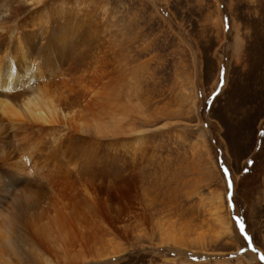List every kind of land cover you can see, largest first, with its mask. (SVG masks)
<instances>
[{"label": "rangeland", "instance_id": "374dc122", "mask_svg": "<svg viewBox=\"0 0 264 264\" xmlns=\"http://www.w3.org/2000/svg\"><path fill=\"white\" fill-rule=\"evenodd\" d=\"M11 1L18 11L3 12L1 27L49 4L28 24L48 11L57 26L44 44L29 35L27 48L66 97L90 90L114 53L144 105L136 159L154 189L135 194L134 206L147 216L127 234L102 233L101 264H264V0ZM88 140L78 154L85 168L119 145ZM116 245L123 251L111 258Z\"/></svg>", "mask_w": 264, "mask_h": 264}, {"label": "bare ground", "instance_id": "6f19581e", "mask_svg": "<svg viewBox=\"0 0 264 264\" xmlns=\"http://www.w3.org/2000/svg\"><path fill=\"white\" fill-rule=\"evenodd\" d=\"M47 5L33 8L15 26H0V41H16L15 47L0 45V264H101L108 261L97 247L104 245L102 233L115 228L127 234L133 222L147 216L134 206L135 194L154 189L149 181L146 189L136 159L145 109L138 89L126 85L120 72L127 62L114 53L108 63L97 62L88 91L66 97L59 76L45 78L26 40L39 35L44 44L56 28L48 11L40 24H28ZM65 6L57 7L58 16L66 14ZM12 10L18 8L11 0H0V15ZM91 138L119 145L110 157L85 168L78 154L83 140ZM117 193L123 206L114 202ZM121 251L116 245L108 254Z\"/></svg>", "mask_w": 264, "mask_h": 264}, {"label": "snow or ice", "instance_id": "6c2138e0", "mask_svg": "<svg viewBox=\"0 0 264 264\" xmlns=\"http://www.w3.org/2000/svg\"><path fill=\"white\" fill-rule=\"evenodd\" d=\"M224 171H225V174H226V178H227L228 181H229V187L231 188V177H230V175L228 174L227 169H224Z\"/></svg>", "mask_w": 264, "mask_h": 264}]
</instances>
